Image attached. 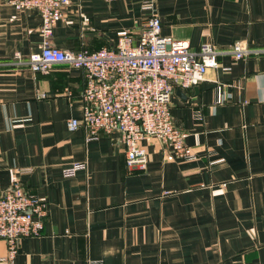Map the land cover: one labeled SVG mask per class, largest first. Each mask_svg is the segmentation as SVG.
Here are the masks:
<instances>
[{"label":"crops","instance_id":"obj_1","mask_svg":"<svg viewBox=\"0 0 264 264\" xmlns=\"http://www.w3.org/2000/svg\"><path fill=\"white\" fill-rule=\"evenodd\" d=\"M151 14L163 36L222 52L205 80L181 90L187 98L179 88L172 97L196 157L166 158L147 138L148 164L129 168L119 133L87 140L83 126L68 128L82 118L85 72L19 63L40 50L42 18L0 0V195L19 179L49 207L14 264H264V0H71L50 41L93 51L130 29L137 42ZM236 42L262 51L235 59Z\"/></svg>","mask_w":264,"mask_h":264},{"label":"built area","instance_id":"obj_2","mask_svg":"<svg viewBox=\"0 0 264 264\" xmlns=\"http://www.w3.org/2000/svg\"><path fill=\"white\" fill-rule=\"evenodd\" d=\"M1 1L20 10H37L42 18L40 50L27 60L17 54L19 63L27 64L34 72L46 73L62 64L85 72L82 118L69 120L70 130L83 126L87 140L101 134L119 133L129 168L148 164L149 151L143 143L147 138L163 145L166 158L193 160L196 157L186 142L188 133L173 121L171 102L177 88L198 85L205 80L210 68L219 66L222 51L213 43L205 42L198 50H192L188 40L163 36L161 19L151 14L137 42L132 30L122 29L113 47L93 51L64 50L50 40L71 0ZM144 8L153 9V5L150 3ZM227 51L235 59H241L260 54L262 50L236 42ZM217 94V101L222 102L220 85ZM85 169V162L76 163L65 168L63 175L74 177ZM48 213V202L27 190L19 179L2 192L0 242H6L8 256L0 258V262L14 264L20 241L41 236Z\"/></svg>","mask_w":264,"mask_h":264},{"label":"water","instance_id":"obj_3","mask_svg":"<svg viewBox=\"0 0 264 264\" xmlns=\"http://www.w3.org/2000/svg\"><path fill=\"white\" fill-rule=\"evenodd\" d=\"M181 90H182V89H178V91H180V92L184 95V97L187 98L186 94L183 93V91H181Z\"/></svg>","mask_w":264,"mask_h":264}]
</instances>
